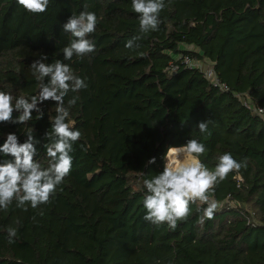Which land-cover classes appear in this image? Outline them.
<instances>
[{"label":"trees","instance_id":"16d2710c","mask_svg":"<svg viewBox=\"0 0 264 264\" xmlns=\"http://www.w3.org/2000/svg\"><path fill=\"white\" fill-rule=\"evenodd\" d=\"M165 3L158 30L132 50L125 43L138 34L139 15L131 0H50L42 14L0 0V91L36 95L30 65L41 54L69 64L88 85L65 97L67 107L79 96L66 122L82 134L70 174L49 203L0 209V264H264V117L242 100L264 107V0ZM83 10L98 18L88 37L95 51L64 60L72 37L62 25ZM185 57L212 62L227 90ZM38 106L42 119L34 111L27 124L0 123V145L8 133L25 142L32 128L35 159L46 167L55 102ZM189 139L205 145L200 159L210 169L225 152L247 168L215 187L213 219L200 223L206 205L197 201L175 230L157 227L143 218V181L163 170L169 147ZM8 227L17 229L11 244Z\"/></svg>","mask_w":264,"mask_h":264},{"label":"clouds","instance_id":"9594fccd","mask_svg":"<svg viewBox=\"0 0 264 264\" xmlns=\"http://www.w3.org/2000/svg\"><path fill=\"white\" fill-rule=\"evenodd\" d=\"M27 12L32 14L45 13L50 0H16ZM132 10L139 15L138 34L126 41L125 47L135 50L139 47L136 42L144 38L149 32L157 31L161 23L160 13L166 7L165 0H131ZM98 18L94 12L83 10L79 14L71 15L62 25L65 33L72 37L68 45L62 49L63 59L72 60L73 56L83 58L95 51V43L89 35L96 31ZM48 57L41 54L34 60L30 68L32 75L39 83L36 95L25 97L13 96L11 92L0 91V123L27 124L33 119H42L44 112L38 106L45 101L55 102L56 115L50 118L51 128L45 136L49 141L44 145L48 164L46 167L35 159L37 149L32 128L26 133L23 143L15 133H8L4 143L0 145V153L10 156L0 162V209L7 210L16 202V207L27 211V205L36 209L47 204L70 174L72 168L73 146L81 138V132L75 129L71 122H66L70 109L79 100V96L68 99L71 93H78L86 89V78L74 73L71 66L57 59L46 63ZM47 78V82H45ZM18 112L15 118L13 113ZM210 120L201 121L197 127L201 133L208 131ZM81 148L86 151L84 145ZM205 145L196 139H189L180 146L169 147L164 160L163 170L151 178L144 179L146 194L143 207L146 210L144 220L157 227L167 224L175 230L178 222L186 221L190 214V204L199 201L206 205L202 209L200 223L214 218L218 203L214 199L215 187L226 180L230 173L235 172L240 178L241 170L247 168V160L238 161L230 152L217 157V163L210 169L202 163L200 157L206 153ZM148 163H155V157ZM201 211V209H197ZM43 213H41L42 215ZM8 243H14L17 229L7 228Z\"/></svg>","mask_w":264,"mask_h":264},{"label":"built area","instance_id":"2783aa9c","mask_svg":"<svg viewBox=\"0 0 264 264\" xmlns=\"http://www.w3.org/2000/svg\"><path fill=\"white\" fill-rule=\"evenodd\" d=\"M206 61L208 63H205V60L200 61L189 57H185L184 59V63L187 66L199 68L203 72L204 77L207 78L214 86H218L222 90H227V86L218 78L214 64L208 60ZM242 100L249 109L264 117V107H259L255 103L248 101L245 98H242Z\"/></svg>","mask_w":264,"mask_h":264},{"label":"rangeland","instance_id":"374dc122","mask_svg":"<svg viewBox=\"0 0 264 264\" xmlns=\"http://www.w3.org/2000/svg\"><path fill=\"white\" fill-rule=\"evenodd\" d=\"M205 63H208V62L205 60Z\"/></svg>","mask_w":264,"mask_h":264}]
</instances>
